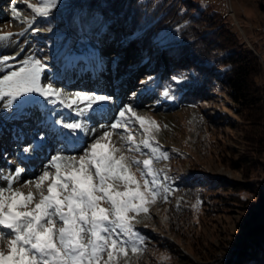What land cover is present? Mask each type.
<instances>
[{
    "label": "rangeland",
    "instance_id": "obj_1",
    "mask_svg": "<svg viewBox=\"0 0 264 264\" xmlns=\"http://www.w3.org/2000/svg\"><path fill=\"white\" fill-rule=\"evenodd\" d=\"M172 2L176 16L190 22L188 33L195 40L190 45L192 52L205 58L208 74L218 77L212 79L203 100L194 105L177 104L162 95L164 90L146 84L145 68L151 54L159 51L158 44L171 45L183 54L175 44L178 26L152 34L140 48L130 38L119 48L85 35L65 43V37L60 36L62 41L52 43L54 32L40 24L44 18L27 8L29 3L40 6L42 0H0V36L13 34L0 41V55L18 54V60L29 54L44 58L48 74L66 95L77 91L107 94L113 97L109 116L131 103L139 115L160 126L156 141L169 153V160L154 167L167 169L166 183L171 191L166 193V201L158 198L150 207V219L136 225L145 244L139 254L129 251L127 261L121 258V264H238L239 244L248 234L245 231L264 222V0ZM13 3L19 20L11 12ZM64 12L52 16L61 21ZM24 21L40 31H32ZM64 24L63 31L69 32L67 22ZM236 64L248 67L254 99L249 104L232 95L228 79ZM31 99L32 103L24 106L28 114L18 115L21 118L0 111V128H4L0 180L14 174L16 167L26 170L14 187L35 179L49 154L60 147L70 149L74 143L66 130H50L54 119H74L69 110L57 108L52 115L51 106L42 98ZM19 109L16 105L15 112ZM132 133L137 143L144 139L138 125L132 126ZM41 135L46 137L43 149L38 143ZM30 144L36 151L23 155L21 148ZM255 253L240 256L239 264H259L258 255H252Z\"/></svg>",
    "mask_w": 264,
    "mask_h": 264
},
{
    "label": "snow or ice",
    "instance_id": "obj_2",
    "mask_svg": "<svg viewBox=\"0 0 264 264\" xmlns=\"http://www.w3.org/2000/svg\"><path fill=\"white\" fill-rule=\"evenodd\" d=\"M101 3L103 6L104 0ZM27 8L40 18H50L53 10L67 11L77 35L90 32L97 23L96 10L85 13L71 0H42L40 6L29 3ZM11 12L20 19L15 3ZM24 22L32 31H40L31 27L32 22ZM110 29L111 24H102L96 35L108 34ZM45 30L52 32L53 28ZM12 35L0 36V41ZM157 49L172 58L180 55L171 45L158 44ZM17 55H0V111L13 119L21 118L15 114L16 105L22 112L33 96L42 98L51 106L52 115L60 108L74 117L54 119L50 128L66 130L74 143L70 149L60 147L49 154L35 179L14 187L26 171L16 167L14 174L0 180V264L127 261L129 251L139 254L145 244L136 225L150 219V207L158 198L166 201V193L171 191L166 183L167 169L154 167L161 160H169V153L156 141L160 126L154 119L139 115L131 103L109 116L113 97L107 94L77 91L66 95L48 74L44 58L29 54L18 60ZM113 64H117L115 58ZM170 79L179 85L188 76L172 75ZM162 95L174 99L168 88ZM133 125L143 132L144 139L139 143L132 133ZM44 139L41 135V148ZM22 151L34 152L36 148L30 144ZM161 172L165 173L163 177Z\"/></svg>",
    "mask_w": 264,
    "mask_h": 264
},
{
    "label": "trees",
    "instance_id": "obj_3",
    "mask_svg": "<svg viewBox=\"0 0 264 264\" xmlns=\"http://www.w3.org/2000/svg\"><path fill=\"white\" fill-rule=\"evenodd\" d=\"M172 1L104 0L102 6L101 0H71L76 8L83 9L85 13L96 10L97 23L90 32L77 35L76 28L70 24L71 18L67 11L60 18L61 21H57L53 18L54 16H51L50 18H44V21L40 24L45 28H53L54 36L50 37L52 43L53 40L62 41L59 40L60 36L65 37L63 39L65 43L71 38L75 40L76 37L85 35L91 36L97 41L109 42L119 48L123 44H127L128 38L135 44V47L140 48L152 34L158 33L166 27L174 28L178 26V31L175 34V44L178 48H181L183 54L175 58L162 51L151 54L145 69L148 71L147 77L151 76L153 79L148 80L146 84L160 90L168 88L177 104L194 105L203 100L212 79L216 77L218 80V77L217 75L211 76V74H208L205 67V58L203 59L199 53L194 54L192 52L194 49H191L190 45H193L195 40L188 33L190 22L178 17V15L176 16L178 12L176 13V9L173 10ZM63 11V9L53 10V13L57 16L61 15ZM213 14L216 17L220 16L214 10ZM65 21L69 32L67 30L63 31L66 28ZM59 22L62 24L59 25ZM102 24H111V29L108 34L97 36L96 33L99 32V26ZM183 50L186 52H183ZM163 58L166 66L163 65ZM172 75H186L188 80L177 85L171 81ZM248 75V67L244 64H236L228 79L233 97L244 104H249L254 100L250 92ZM177 184L180 185L178 182ZM252 225L254 226V224ZM245 235L239 244L237 263H241L240 256L244 258L248 253H255L257 250L258 253L252 255L254 257L258 255L259 264H264V222L249 231H245Z\"/></svg>",
    "mask_w": 264,
    "mask_h": 264
},
{
    "label": "bare ground",
    "instance_id": "obj_4",
    "mask_svg": "<svg viewBox=\"0 0 264 264\" xmlns=\"http://www.w3.org/2000/svg\"><path fill=\"white\" fill-rule=\"evenodd\" d=\"M15 114L17 115V117H18V115H20L21 114V116H23V115H26V114H28V111H25L24 109H23V111L21 112V110L19 109L17 112H15ZM44 118V117H43ZM28 120L27 121H29V118H27ZM31 119V118H30ZM33 119V118H32ZM42 120V119H41ZM47 122V121H46ZM3 129L4 128H0V137H2V135H1V133H2V131H3ZM7 128H5V130H6ZM21 133V132H20ZM73 139V138H72ZM38 140V139H37ZM39 144H40V141L38 142ZM43 144V143H42ZM71 146L73 145V143L72 144H70ZM44 146V145H43ZM43 149V148H42ZM21 151H22V148H21ZM23 152V151H22ZM30 153V152H29ZM29 153H24L23 152V155L25 154V155H29ZM25 157H27V156H25Z\"/></svg>",
    "mask_w": 264,
    "mask_h": 264
}]
</instances>
